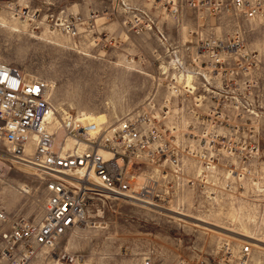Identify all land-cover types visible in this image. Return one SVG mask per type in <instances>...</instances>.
<instances>
[{
	"label": "rangeland",
	"instance_id": "374dc122",
	"mask_svg": "<svg viewBox=\"0 0 264 264\" xmlns=\"http://www.w3.org/2000/svg\"><path fill=\"white\" fill-rule=\"evenodd\" d=\"M170 1L177 2L175 14ZM231 1L0 0V64L47 81L59 111L80 113L98 126L149 111L155 97L162 134L182 157L187 179L200 172L190 149L201 138L203 145L211 142L208 133L220 144L213 195L180 187L169 210L107 196L89 199L87 224L66 235L58 252L82 257V264H264V17L247 20ZM16 7L39 10L38 22L24 23ZM61 12L94 13L95 27L79 38L50 30L47 15L60 18ZM215 39L240 41V52L224 64L231 78L211 88L218 101L204 93L203 114L219 105L220 124L215 130L200 126L185 99L172 102L168 117L160 115L171 98L166 84H157L172 74L167 49ZM189 57L181 55L186 64ZM38 175L18 166L0 183V202L11 216L43 219ZM25 186L28 195L21 192ZM38 264L59 263L49 258Z\"/></svg>",
	"mask_w": 264,
	"mask_h": 264
},
{
	"label": "built area",
	"instance_id": "2783aa9c",
	"mask_svg": "<svg viewBox=\"0 0 264 264\" xmlns=\"http://www.w3.org/2000/svg\"><path fill=\"white\" fill-rule=\"evenodd\" d=\"M170 2L172 13H177V2ZM231 5L247 20L264 17L262 0H232ZM15 11L29 24L37 23L40 17L39 10L29 7H16ZM61 14L60 18L47 15V25L72 38L91 32L97 21L94 13ZM239 44L225 45L215 39L195 48L167 49L172 74L169 78L164 73V81L158 79L157 84H166L171 98L163 102L159 114L166 117L169 113L166 103L170 107L177 100H189L193 104L189 112L199 125L215 130L221 118L219 105L213 104L210 114H203L204 93L211 91L212 102L218 101L211 88L217 81L231 78L224 64L240 52L236 48ZM184 53L190 56V64L181 59ZM249 60L250 65L256 64V56ZM187 75L193 77L191 86ZM52 92L47 81L0 64V183L22 166L39 174L45 192L39 223L11 216L0 202V264H38L49 258L59 264H73L71 257L57 250L66 235L87 224L89 199L107 196L148 209L169 210L180 187L197 186L214 194L216 150L220 146L214 133H208L211 142L203 145L201 138L198 148L187 154L198 161L200 170L195 179H187L182 157L162 134L165 124L155 115V97L153 109L148 106L149 111L143 108L141 115L97 126L80 113L59 111ZM169 132L176 133L177 129L172 127ZM22 192L29 194L27 187ZM249 251L244 248V254Z\"/></svg>",
	"mask_w": 264,
	"mask_h": 264
},
{
	"label": "bare ground",
	"instance_id": "6f19581e",
	"mask_svg": "<svg viewBox=\"0 0 264 264\" xmlns=\"http://www.w3.org/2000/svg\"><path fill=\"white\" fill-rule=\"evenodd\" d=\"M25 23V22H24ZM29 25V24H28ZM48 31V30H47ZM31 78V77H30ZM186 80H187V83L188 82H190L191 81V83H189V86H191L192 85V80H193V77L191 76V75H187V78H186ZM152 101H153V98H151V100L149 101V104H148V106L152 109ZM166 106L168 107V110H169V105H168V103H166ZM169 113H170V110H169ZM169 113L167 114V116L166 117H168V115H169ZM59 135H61V134H59ZM60 139V138H59ZM72 144V143H71ZM21 192H22V190H21ZM23 193V192H22ZM83 226H85V225H83ZM69 257H71L72 258V263L73 264H82L83 262H84V259L82 258V257H80L79 258V256H75V255H69V254H67ZM77 258H79V259H77ZM81 259V260H80Z\"/></svg>",
	"mask_w": 264,
	"mask_h": 264
},
{
	"label": "crops",
	"instance_id": "0c3cea01",
	"mask_svg": "<svg viewBox=\"0 0 264 264\" xmlns=\"http://www.w3.org/2000/svg\"><path fill=\"white\" fill-rule=\"evenodd\" d=\"M123 3H124V0H123ZM184 47V46H183ZM183 47H172L171 49H176V48H182L183 49Z\"/></svg>",
	"mask_w": 264,
	"mask_h": 264
}]
</instances>
